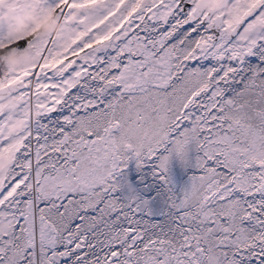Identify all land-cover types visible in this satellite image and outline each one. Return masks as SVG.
I'll list each match as a JSON object with an SVG mask.
<instances>
[{
  "label": "snow or ice",
  "instance_id": "obj_1",
  "mask_svg": "<svg viewBox=\"0 0 264 264\" xmlns=\"http://www.w3.org/2000/svg\"><path fill=\"white\" fill-rule=\"evenodd\" d=\"M0 264H264V0H0Z\"/></svg>",
  "mask_w": 264,
  "mask_h": 264
},
{
  "label": "rangeland",
  "instance_id": "obj_2",
  "mask_svg": "<svg viewBox=\"0 0 264 264\" xmlns=\"http://www.w3.org/2000/svg\"><path fill=\"white\" fill-rule=\"evenodd\" d=\"M172 173L174 177L179 181L182 178V169L178 161L172 163Z\"/></svg>",
  "mask_w": 264,
  "mask_h": 264
}]
</instances>
